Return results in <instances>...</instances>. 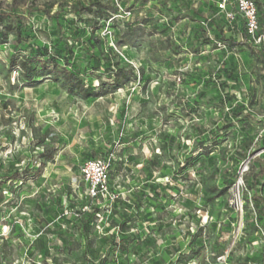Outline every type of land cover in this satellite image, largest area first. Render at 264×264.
Segmentation results:
<instances>
[{"label":"rangeland","instance_id":"rangeland-1","mask_svg":"<svg viewBox=\"0 0 264 264\" xmlns=\"http://www.w3.org/2000/svg\"><path fill=\"white\" fill-rule=\"evenodd\" d=\"M256 4L0 0V264H264Z\"/></svg>","mask_w":264,"mask_h":264},{"label":"built area","instance_id":"built-area-1","mask_svg":"<svg viewBox=\"0 0 264 264\" xmlns=\"http://www.w3.org/2000/svg\"><path fill=\"white\" fill-rule=\"evenodd\" d=\"M229 3L233 6V16H240L243 19L247 33L253 38L258 37V44L261 45L262 37L259 36L261 27L256 0H220V8L226 9ZM81 173L87 185L89 200L95 201L108 196L109 175L102 159L89 160L82 166Z\"/></svg>","mask_w":264,"mask_h":264},{"label":"trees","instance_id":"trees-1","mask_svg":"<svg viewBox=\"0 0 264 264\" xmlns=\"http://www.w3.org/2000/svg\"><path fill=\"white\" fill-rule=\"evenodd\" d=\"M2 34H0V45L2 44ZM264 52V49L261 51V52H256L257 53V55L260 57V55L262 54ZM96 61L98 62V63H100V59H96ZM114 78V81L116 82L117 81V77L116 76H114V77H110L109 79H113ZM117 83V82H116ZM260 174H262V175H264V167L263 168H261L260 169ZM256 200H257V202H259L261 205H262V213L264 214V199L263 198H260L259 196H258V194L256 195Z\"/></svg>","mask_w":264,"mask_h":264}]
</instances>
